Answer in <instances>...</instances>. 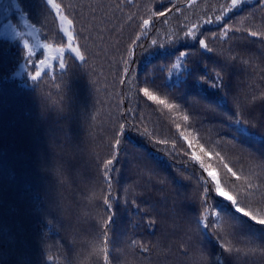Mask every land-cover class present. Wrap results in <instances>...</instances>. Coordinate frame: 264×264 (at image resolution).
<instances>
[{
    "label": "trees",
    "instance_id": "trees-1",
    "mask_svg": "<svg viewBox=\"0 0 264 264\" xmlns=\"http://www.w3.org/2000/svg\"><path fill=\"white\" fill-rule=\"evenodd\" d=\"M54 2L83 61L66 53L63 69L55 60L31 81L43 54L29 60L23 40L67 45L44 0H18L31 25L12 17L22 39L0 35V264H264V228L217 206L191 159L264 218V1ZM194 26L212 51L185 36ZM181 51L196 77L173 73Z\"/></svg>",
    "mask_w": 264,
    "mask_h": 264
},
{
    "label": "snow or ice",
    "instance_id": "snow-or-ice-1",
    "mask_svg": "<svg viewBox=\"0 0 264 264\" xmlns=\"http://www.w3.org/2000/svg\"><path fill=\"white\" fill-rule=\"evenodd\" d=\"M44 3L48 7H50L51 9H54L58 14L61 12V5L59 3L54 2V0H44ZM239 3H240V0H231V6L230 7L232 9H235L238 7ZM0 13H2V15H3L4 21H5V28H6V31L8 32V34L15 40L22 39L23 38L22 33L20 32L18 26L15 23H13L12 17L14 15L16 17H18V19L20 20V22L23 24V26L25 28H30L31 25L28 23L27 15L24 12V10L21 8V5H20V3H18V0H7V3H4L3 7L0 8ZM160 15H165V13L160 12ZM65 19H67V18L64 16H61V21H64ZM221 19H222L221 16H216V18H215V20L217 22H219ZM212 22L213 21L211 19L206 21V23H212ZM67 23L69 25V28L65 29V34L67 36V50L70 51L71 53H74L75 56L79 60L83 61L85 59L84 55L81 53V51L78 47L73 46L74 36H73V32L71 30L72 21L67 20ZM143 24H144V27L146 29L148 24H149V20L145 19L143 21ZM28 34L30 35L31 33H28ZM250 34L253 36L258 35L257 32H252ZM200 35H202V33H199L198 26L190 27L185 32V36L187 38L191 39L195 44H198L200 46V48L205 49L209 52L212 51V49L205 42V39L198 38ZM169 43L174 45V41H172V40H169ZM152 44L157 45L158 41L153 40ZM159 46L163 47V44H160ZM23 47H24V49L29 51L28 59L30 60L31 56L35 55V52L33 50L29 49V45H28L27 40H23ZM43 48L45 50H48V49L52 48V45L44 44ZM65 51H66L65 47L61 46V47L56 49V52H58L60 54V56L59 57H57V56L50 57V59H53V60H56L59 58V60H60L59 67L61 69H63L65 67V64L63 62V54L65 53ZM165 54L166 53H161V55H165ZM168 54H171V53H168ZM188 55H189V52H187V51L179 52L175 61L172 63L173 73H175L177 70H181L182 75H187L189 77H196V70H194L192 68H186V66L189 63L188 59H186V57ZM39 64L45 65L46 60L41 59L39 61ZM184 69H186V71H184ZM21 71H25L24 65H21ZM20 74H21L20 72L16 73L17 76H19ZM40 77H41V71L37 68L35 70V74L30 76V79H31V81L35 82ZM206 77H207V72H204L202 74V76L195 78L193 80V87H195L198 83L202 82L203 79H205ZM211 86L213 88L218 89V90H223L224 80H223V77H222V74L220 71H217L215 73V78L213 81H211ZM142 91H143V95L145 97H147V99L149 101H154L157 104L164 105L165 107H167L169 109L176 107V105H174V104H168L165 100L159 99L148 88H144ZM203 98L205 100H208L209 103L213 102V101L209 100V98L207 96H205ZM184 120H188V116H184ZM234 130L240 135H248L247 129L244 128L239 122H237ZM185 140L188 142V147L191 148L192 142L190 140H187V137H185ZM116 143L119 144L120 141L117 140ZM200 151L201 152L205 151L203 146L200 147ZM209 155H211V154L209 153ZM217 155H219V154H217ZM191 159H192V161L199 163L200 167L204 170V172L207 173V177L211 178V181L214 184L215 196L219 198V200L217 201V206H218L219 202H223L224 204H230L232 206V208L234 209L235 213L240 214V216L246 217L248 220L252 221L253 224L259 225L261 228H264V218H259L257 214H254L253 212L246 210L245 207L241 206V203L237 198L233 197L232 195L229 194V192L225 191L224 188L221 187V181L218 178L217 174L213 170H211L209 168H205L203 163L200 162V157L198 155H196L195 152L192 153ZM112 163H113V161L111 159L107 161V165H111ZM107 165L105 166L106 168H107ZM224 168L227 169V172L230 173L231 176L235 177L237 180L240 179V177L237 175V173L234 172L233 169L231 167H229L227 164H224ZM208 190H209L208 188H205L206 192ZM104 203L106 205H108L109 208L111 207V204L108 200H105ZM221 212L226 213L224 211H221ZM108 222L111 223V219H109ZM229 251H230V249H229Z\"/></svg>",
    "mask_w": 264,
    "mask_h": 264
},
{
    "label": "rangeland",
    "instance_id": "rangeland-1",
    "mask_svg": "<svg viewBox=\"0 0 264 264\" xmlns=\"http://www.w3.org/2000/svg\"><path fill=\"white\" fill-rule=\"evenodd\" d=\"M254 0H240V3H239V5L240 4H242V3H251V2H253ZM264 1V0H263ZM261 3V2H260ZM262 4V3H261ZM252 9H259V7L257 6V5H255L254 6V8H252ZM53 12L55 13V15H56V17H57V20H58V22L62 25V29H63V31H64V33H65V29H68L69 28V25H68V23H67V20L68 19H65L64 21H61V16H64V17H66L65 15H63V13L62 12H60L59 14L53 9ZM0 18L2 19L3 18V15H2V13H0ZM0 35H3L4 37H7V38H12L9 34H8V32L6 31V28H5V22H1L0 23ZM66 35V34H65ZM67 37V36H66ZM13 39V38H12ZM45 43H35V44H33V45H30V43L28 44L29 45V47H30V49L31 50H33V51H37V50H41V52H42V54H43V57H42V59H44V60H46V64L45 65H40L39 63L37 64V68L41 71V74L43 73V72H45V71H48L49 69H50V67L52 66V64H53V62L55 61V60H53V59H50V57H52V56H57V57H59L60 56V54L58 53V52H56V49L57 48H59V46H53L52 45V48L51 49H48V50H45L44 48H43V45H44ZM50 45V44H49ZM63 47H65V49H66V51H65V53L64 54H66V53H70V54H73V53H71L70 51H68L67 50V45L66 46H63ZM63 54V55H64ZM59 59V58H58ZM58 59H56V60H58Z\"/></svg>",
    "mask_w": 264,
    "mask_h": 264
},
{
    "label": "bare ground",
    "instance_id": "bare-ground-1",
    "mask_svg": "<svg viewBox=\"0 0 264 264\" xmlns=\"http://www.w3.org/2000/svg\"><path fill=\"white\" fill-rule=\"evenodd\" d=\"M66 46V45H65ZM70 57L71 58H74L75 60H79L76 56H75V54L73 53V54H70ZM55 194V193H54ZM56 195V194H55Z\"/></svg>",
    "mask_w": 264,
    "mask_h": 264
}]
</instances>
